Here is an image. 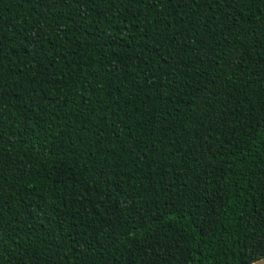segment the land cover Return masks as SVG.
<instances>
[{
    "label": "trees",
    "instance_id": "obj_1",
    "mask_svg": "<svg viewBox=\"0 0 264 264\" xmlns=\"http://www.w3.org/2000/svg\"><path fill=\"white\" fill-rule=\"evenodd\" d=\"M264 258V0H0V264Z\"/></svg>",
    "mask_w": 264,
    "mask_h": 264
},
{
    "label": "water",
    "instance_id": "obj_2",
    "mask_svg": "<svg viewBox=\"0 0 264 264\" xmlns=\"http://www.w3.org/2000/svg\"><path fill=\"white\" fill-rule=\"evenodd\" d=\"M251 264H264V258H261V259L255 261V262H253Z\"/></svg>",
    "mask_w": 264,
    "mask_h": 264
}]
</instances>
